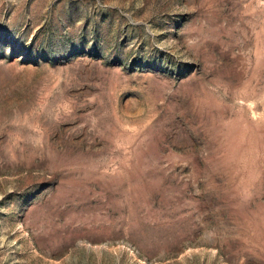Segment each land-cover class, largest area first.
Listing matches in <instances>:
<instances>
[{
  "label": "rangeland",
  "instance_id": "1",
  "mask_svg": "<svg viewBox=\"0 0 264 264\" xmlns=\"http://www.w3.org/2000/svg\"><path fill=\"white\" fill-rule=\"evenodd\" d=\"M0 264H264V0H0Z\"/></svg>",
  "mask_w": 264,
  "mask_h": 264
}]
</instances>
